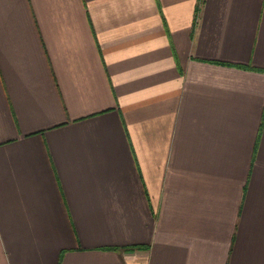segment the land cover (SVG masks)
Masks as SVG:
<instances>
[{
	"label": "crops",
	"instance_id": "0c3cea01",
	"mask_svg": "<svg viewBox=\"0 0 264 264\" xmlns=\"http://www.w3.org/2000/svg\"><path fill=\"white\" fill-rule=\"evenodd\" d=\"M0 264H264V0H0Z\"/></svg>",
	"mask_w": 264,
	"mask_h": 264
},
{
	"label": "trees",
	"instance_id": "16d2710c",
	"mask_svg": "<svg viewBox=\"0 0 264 264\" xmlns=\"http://www.w3.org/2000/svg\"><path fill=\"white\" fill-rule=\"evenodd\" d=\"M143 246L141 245H133V246H130V247H126V248H129V249H135V248H142Z\"/></svg>",
	"mask_w": 264,
	"mask_h": 264
}]
</instances>
